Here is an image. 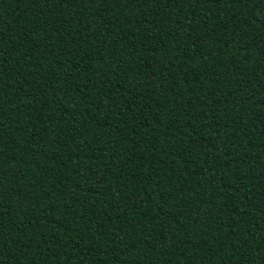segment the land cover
I'll return each instance as SVG.
<instances>
[{"label":"trees","instance_id":"trees-1","mask_svg":"<svg viewBox=\"0 0 264 264\" xmlns=\"http://www.w3.org/2000/svg\"><path fill=\"white\" fill-rule=\"evenodd\" d=\"M0 264H264V0H0Z\"/></svg>","mask_w":264,"mask_h":264}]
</instances>
